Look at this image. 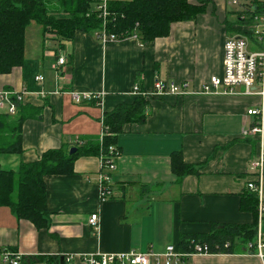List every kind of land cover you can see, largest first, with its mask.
<instances>
[{
    "label": "crops",
    "instance_id": "crops-1",
    "mask_svg": "<svg viewBox=\"0 0 264 264\" xmlns=\"http://www.w3.org/2000/svg\"><path fill=\"white\" fill-rule=\"evenodd\" d=\"M91 1L96 9L103 1L130 0ZM229 1L206 0L202 14L172 24L169 35L152 46L132 38L103 44L83 32H75L70 41L45 44L41 26L27 27L23 65L0 75V91L26 94L18 114L25 117L22 152L0 154V171L16 172L48 150L98 138L103 115L138 96L148 106L143 122L125 125L117 136L116 170L101 169L98 157H79L72 175L43 177L47 229L0 206V264L4 253L18 254L19 264L51 259L60 264V258L71 255L163 254L168 246L178 248L181 237L253 222L254 216L241 210V199L249 193L257 141L243 138L242 131L257 120L247 111L264 106V99L241 94L242 88L234 95L198 94L211 77L221 76L224 40L240 35L244 25L233 18L238 13L229 9ZM60 56L66 63L58 66ZM36 76L43 81H35ZM155 81L187 83V94L153 96ZM134 87L145 95L133 94ZM255 88L260 89L259 83ZM72 91L104 95L77 104ZM177 151L185 164L201 166L198 175L177 179L170 159ZM101 174L111 178L112 187L104 203L99 201ZM93 214L99 218L97 231L88 223ZM260 218L264 238V214ZM250 243L254 239L238 240L233 253L196 255L190 264H264L247 249ZM63 264L68 263L63 259Z\"/></svg>",
    "mask_w": 264,
    "mask_h": 264
},
{
    "label": "trees",
    "instance_id": "trees-1",
    "mask_svg": "<svg viewBox=\"0 0 264 264\" xmlns=\"http://www.w3.org/2000/svg\"><path fill=\"white\" fill-rule=\"evenodd\" d=\"M191 1H110L107 3L108 16L104 28L119 41L135 34L140 44L152 46L156 39L169 35L172 24L192 21L205 11L206 0H195L197 4ZM236 13L239 24L250 23V18L240 20V14L247 16L250 13ZM253 13H257V10ZM31 23L42 27L45 44L70 41L75 32L99 36L97 33L103 29V20L92 7L91 0H0V75L10 74L14 68L23 65L25 31ZM238 31L243 34L240 28ZM49 34L52 36H47ZM147 106V100L138 96L132 104H121L111 113L103 115V136L80 139V144L70 143L48 150L35 162L22 163L16 172L0 171V206L8 207L18 219L31 222L37 229H47L48 211L43 177L72 175L74 162L79 157L109 156L108 148L112 146L117 150L116 138L124 126L144 121ZM23 110L22 104L16 103L14 117ZM14 117L0 112V154L22 152L21 125L25 117ZM71 148H76L73 155L68 154ZM170 159L172 172L177 179L198 175L201 166L185 164L180 151L173 152ZM257 208L258 197L249 191L241 199V210L254 216L249 226L216 227L207 235L181 237L177 250L189 252L194 245H206L210 254L233 253L232 247L238 240L247 243L255 238L259 220ZM47 263L59 264V261L51 259Z\"/></svg>",
    "mask_w": 264,
    "mask_h": 264
},
{
    "label": "built area",
    "instance_id": "built-area-1",
    "mask_svg": "<svg viewBox=\"0 0 264 264\" xmlns=\"http://www.w3.org/2000/svg\"><path fill=\"white\" fill-rule=\"evenodd\" d=\"M256 1V4L254 3ZM232 7L243 6L242 12H248L245 16L240 14V20L251 19L250 23L240 27L243 34L227 37L223 44V65L221 76H213L208 83L201 87L198 94H238V88H242L241 94L260 95L264 99V0H230ZM99 18L103 20V29L97 38L103 43L118 42L119 40L109 35L104 28L108 16L107 3L96 8ZM257 10V13H253ZM137 26V25H136ZM249 36L253 41H250ZM128 38L137 40L135 34ZM125 40V39H124ZM47 43V42H46ZM66 63L64 56H60L57 65ZM35 81H43L42 76H36ZM259 83L260 89L255 88ZM187 83L176 84L163 81H155L153 85V96H183L187 94ZM222 89L220 92L219 90ZM133 94H141L137 87H134ZM25 93H16L8 90L0 91V112L13 116L16 113V103L25 101ZM74 103L88 100H100L103 93H88L72 91L69 93ZM142 96L145 94H141ZM249 116L257 117V120L247 129L242 131L243 138H252L257 141V154L249 164V173L252 180L247 183V189L258 197V217L264 214V202L262 201V185L264 180V106L259 109L247 111ZM107 130V129H106ZM103 131L100 136H103ZM108 155L99 157L101 169L114 171L117 168L118 152L115 147L108 148ZM112 196L111 178L106 174L99 177V201L106 202ZM98 215L90 216L88 223L97 231ZM228 244L225 245V248ZM247 249L253 251L256 257L264 262V238L258 224L254 243H250ZM209 248L206 245H194L189 252H180L175 246H168L163 254L147 253H124V254H97L86 256H65L63 259L68 264H190L191 259L196 255H209ZM4 264H19L18 254L4 253L2 255Z\"/></svg>",
    "mask_w": 264,
    "mask_h": 264
},
{
    "label": "rangeland",
    "instance_id": "rangeland-1",
    "mask_svg": "<svg viewBox=\"0 0 264 264\" xmlns=\"http://www.w3.org/2000/svg\"><path fill=\"white\" fill-rule=\"evenodd\" d=\"M250 1V0H248ZM229 9H231L232 12H242L241 10H243V6H238V7H232V6H229ZM233 18L236 20V18L233 16Z\"/></svg>",
    "mask_w": 264,
    "mask_h": 264
},
{
    "label": "water",
    "instance_id": "water-1",
    "mask_svg": "<svg viewBox=\"0 0 264 264\" xmlns=\"http://www.w3.org/2000/svg\"><path fill=\"white\" fill-rule=\"evenodd\" d=\"M75 152H76V148H71L68 154L73 155ZM60 264H63V258H60Z\"/></svg>",
    "mask_w": 264,
    "mask_h": 264
}]
</instances>
